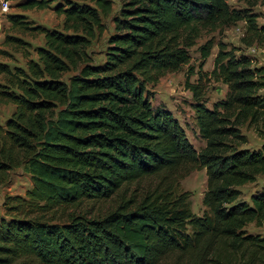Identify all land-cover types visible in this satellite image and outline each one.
Here are the masks:
<instances>
[{"label":"trees","instance_id":"obj_1","mask_svg":"<svg viewBox=\"0 0 264 264\" xmlns=\"http://www.w3.org/2000/svg\"><path fill=\"white\" fill-rule=\"evenodd\" d=\"M237 1L244 6L119 0L99 62L88 48L106 30L112 0L19 3L52 9L59 28L6 15L16 34L6 33L0 49V106L13 107L0 122V189L18 168L31 187L4 196L0 264H264V235L245 230L264 227V181L249 201L239 199L241 186L264 178V144L241 147L243 125L264 130V65L222 41L197 47L201 59L184 86L204 140L198 150L169 109L152 105L148 89L189 64L204 31L243 21L241 42L264 43L253 11L264 0ZM24 34H42L43 44L32 47ZM214 44L213 68L204 71ZM211 80L226 92L209 107ZM198 169L206 174L200 215L190 191L179 190Z\"/></svg>","mask_w":264,"mask_h":264},{"label":"rangeland","instance_id":"obj_2","mask_svg":"<svg viewBox=\"0 0 264 264\" xmlns=\"http://www.w3.org/2000/svg\"><path fill=\"white\" fill-rule=\"evenodd\" d=\"M22 1L23 0H9V11L0 17V49L6 48L2 44L4 35L6 33L16 34L14 31L9 32V29L11 28L9 22L6 19V15L8 13H25L35 24H40L48 28H59L62 24V16L56 14L52 9L19 8L18 5ZM112 1V14L102 18L106 26V30L101 35H97L94 39H92L91 45L88 48V53L94 62H99L103 59L102 51L106 47L108 35L113 31L111 16L118 10L120 2L119 0ZM228 3L231 5V7L237 9L244 6L242 2L237 0H228ZM52 5L54 4L52 3ZM253 11L259 14L257 18L258 23H264V5L259 4L254 6ZM243 32V21H237L228 27H224L215 31L202 32L201 37L197 40V44L190 49L189 64L184 65L180 70L167 72L159 79L157 83L148 86L149 91H151L150 96L152 105L154 107L163 106L169 109L179 121V123L184 127L188 139L197 150L203 147L204 140L197 132L194 114L190 104L192 101L191 93L184 86L189 65H194L195 67L198 65L201 58L197 47L209 39H212L214 42H225L229 47H238L240 52H243L251 57L254 63H257L258 65H264V43L258 45L254 44L252 46L244 45L240 40ZM21 36L25 40L29 41L32 44V47L43 44L42 34H37L35 36L24 34ZM216 53L217 45L214 44L210 50V55L206 58L203 64L202 68L204 71H211ZM14 56L18 59L17 64L23 65V60L21 59L20 55L18 53H14ZM0 59H2V57H0ZM7 62L10 65H13V62L9 60H7ZM72 73L73 72L70 71L65 75L67 77ZM195 78V75L191 76L190 81H194ZM225 92L226 86L224 84L211 80L205 94L207 106L211 107L213 102L223 98ZM12 109V106H0V122H3L10 115ZM241 132L246 136L247 139V142L242 144L241 147L248 149H259L264 144V130L258 133L254 126L245 124L241 127ZM263 181V177H258L256 182L247 183L241 186V195L239 199L249 201L250 195L261 189ZM30 187V178L22 171L21 168L11 171L9 183L0 189V217L5 213L3 205L4 196L16 194L24 195L25 191ZM205 188V169L194 170L180 181L179 190L190 191V207L191 210L198 215L202 214L204 210V206L202 205V196ZM101 205H103L102 207H105V205L107 206L108 203ZM245 230L248 233L264 235V227H258L254 223L247 224L245 226Z\"/></svg>","mask_w":264,"mask_h":264},{"label":"built area","instance_id":"obj_3","mask_svg":"<svg viewBox=\"0 0 264 264\" xmlns=\"http://www.w3.org/2000/svg\"><path fill=\"white\" fill-rule=\"evenodd\" d=\"M10 9L9 0H0V17L5 15Z\"/></svg>","mask_w":264,"mask_h":264}]
</instances>
